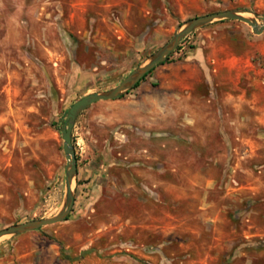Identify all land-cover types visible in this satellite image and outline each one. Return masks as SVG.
Masks as SVG:
<instances>
[{
	"label": "rangeland",
	"instance_id": "rangeland-1",
	"mask_svg": "<svg viewBox=\"0 0 264 264\" xmlns=\"http://www.w3.org/2000/svg\"><path fill=\"white\" fill-rule=\"evenodd\" d=\"M264 0H0V230L65 203L61 129L188 20ZM68 218L0 264H264V32L215 21L74 122Z\"/></svg>",
	"mask_w": 264,
	"mask_h": 264
},
{
	"label": "water",
	"instance_id": "water-1",
	"mask_svg": "<svg viewBox=\"0 0 264 264\" xmlns=\"http://www.w3.org/2000/svg\"><path fill=\"white\" fill-rule=\"evenodd\" d=\"M244 14H249L251 17H246ZM222 20H235L242 22L248 25L256 35H260L264 32V17L253 15L247 11H218L192 18L181 25L173 34L171 40L161 49H159L147 63L130 73L116 87L104 93H92L86 95L73 103V105L68 109L65 123L61 129V137L63 141L62 149L66 159V196L62 210L52 218L38 219L23 224L6 227L0 230V239L5 236H14L42 227L61 223L68 218L72 211L74 201L72 185L77 173L76 158L71 137L74 122L82 111L100 101H113L119 99L123 94H125L139 81H141V79H143L150 71L163 63L170 56V54L176 50L177 46L185 36L201 27H204L207 24Z\"/></svg>",
	"mask_w": 264,
	"mask_h": 264
},
{
	"label": "trees",
	"instance_id": "trees-1",
	"mask_svg": "<svg viewBox=\"0 0 264 264\" xmlns=\"http://www.w3.org/2000/svg\"><path fill=\"white\" fill-rule=\"evenodd\" d=\"M168 59H169V57H168L163 63H161L160 65H164V64L167 62ZM160 65H159V66H160ZM153 70H154V69H153ZM153 70H152V71H153ZM152 71H150V72H149V73H148L143 79H141V81L144 80V79H145V78H146V77H147ZM141 81H139V82L134 86V88L138 87V85L140 84Z\"/></svg>",
	"mask_w": 264,
	"mask_h": 264
},
{
	"label": "bare ground",
	"instance_id": "bare-ground-1",
	"mask_svg": "<svg viewBox=\"0 0 264 264\" xmlns=\"http://www.w3.org/2000/svg\"><path fill=\"white\" fill-rule=\"evenodd\" d=\"M244 16H246V17H251L249 14H244Z\"/></svg>",
	"mask_w": 264,
	"mask_h": 264
}]
</instances>
